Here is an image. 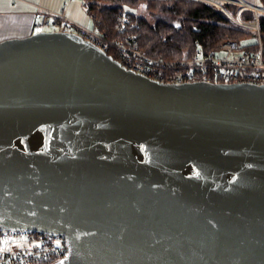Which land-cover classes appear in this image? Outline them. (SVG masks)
Instances as JSON below:
<instances>
[{"label":"water","instance_id":"water-1","mask_svg":"<svg viewBox=\"0 0 264 264\" xmlns=\"http://www.w3.org/2000/svg\"><path fill=\"white\" fill-rule=\"evenodd\" d=\"M52 264H264V84L160 82L69 30L0 40V230Z\"/></svg>","mask_w":264,"mask_h":264},{"label":"built area","instance_id":"built-area-1","mask_svg":"<svg viewBox=\"0 0 264 264\" xmlns=\"http://www.w3.org/2000/svg\"><path fill=\"white\" fill-rule=\"evenodd\" d=\"M243 7L257 9L256 3L240 1ZM239 10L235 21L253 27L257 34L246 40L225 39L216 48L206 50L196 41L192 51H184L177 59L155 56L141 51L127 29L136 24L130 11H121L113 34L86 26L62 12H41L35 20V31L44 25L61 24L63 30L73 31L103 49L111 51L127 69L144 74L160 82L197 80L221 82H249L264 84V45L258 21H242ZM255 39L248 44L247 39ZM69 253L68 239L61 233H49L29 228L0 230V264H52Z\"/></svg>","mask_w":264,"mask_h":264},{"label":"trees","instance_id":"trees-1","mask_svg":"<svg viewBox=\"0 0 264 264\" xmlns=\"http://www.w3.org/2000/svg\"><path fill=\"white\" fill-rule=\"evenodd\" d=\"M220 7L206 0H88L85 8L94 26L113 34L118 14L124 9L134 12L136 24L127 29L138 48L151 55L177 59L184 51H192L195 42L210 50L225 39L246 40L257 31L233 18L239 10L242 21H258L264 45V0H257V9L224 1ZM144 7L150 16L140 12ZM233 17V18H232ZM248 40V39H247ZM114 58L117 56L108 51Z\"/></svg>","mask_w":264,"mask_h":264},{"label":"crops","instance_id":"crops-1","mask_svg":"<svg viewBox=\"0 0 264 264\" xmlns=\"http://www.w3.org/2000/svg\"><path fill=\"white\" fill-rule=\"evenodd\" d=\"M36 2L37 0H0V39L9 36H25L35 31L33 24L41 13L38 6L35 5ZM75 7L76 9H74V4L71 3V7L69 4V7L61 11L68 17L78 18L80 23L90 26L89 24L93 20L88 12H85L87 19L84 16L82 19L77 6ZM87 20L89 23H87Z\"/></svg>","mask_w":264,"mask_h":264},{"label":"rangeland","instance_id":"rangeland-1","mask_svg":"<svg viewBox=\"0 0 264 264\" xmlns=\"http://www.w3.org/2000/svg\"><path fill=\"white\" fill-rule=\"evenodd\" d=\"M86 1H88V0H37V2H36V4L35 5H37L38 6V10L40 11V12H47L48 10H50V11H57V12H62L66 7H69V4H70V7H71V3H73L74 4V9H76V7L75 6H77V10H79V13H80V15H81V17H82V19H83V16L85 17V19H87V17H86V8H85V2ZM207 2H210V3H212V4H217L218 6H220V7H222L221 6V4L224 2V1H233V2H237V3H239L240 5H241V7H243L242 6V4H241V2L240 1H246V2H249V3H256L257 4V0H206ZM223 8V7H222ZM56 9V10H55ZM62 10V11H61ZM124 10H127V9H124ZM127 11H130V10H127ZM130 12H132V11H130ZM140 12L142 13V14H144L147 18H150V16L145 12V9H144V7H141V9H140ZM132 13H134V12H132ZM64 15H66V14H64ZM66 16H68V15H66ZM71 17V16H70ZM39 18V16L36 18V19H38ZM71 18H73V17H71ZM75 18H73V20H74ZM78 19V18H77ZM77 19H75V21H78ZM151 19V18H150ZM81 21H83V20H81ZM79 22H80V20H79ZM87 23H89L88 22V20H87ZM86 23V24H87ZM91 27H95L94 26V22L92 21V22H90V24H89ZM87 26V25H86ZM249 26V25H248ZM34 28V27H33ZM55 29H63V26L61 25V24H52L51 22L49 23V24H46V25H44V27H43V30H55ZM4 33H6V32H4ZM3 33V34H4ZM24 36V35H23ZM10 37H22V36H9V37H5V38H10ZM5 38H1L0 40H2V39H5ZM246 43H248V44H253V43H255V39L252 37V38H250L249 40H247V42Z\"/></svg>","mask_w":264,"mask_h":264}]
</instances>
